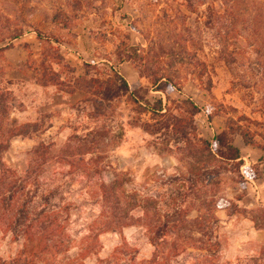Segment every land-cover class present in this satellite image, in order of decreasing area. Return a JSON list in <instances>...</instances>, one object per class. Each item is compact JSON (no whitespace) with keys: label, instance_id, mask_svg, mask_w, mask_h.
<instances>
[{"label":"rangeland","instance_id":"374dc122","mask_svg":"<svg viewBox=\"0 0 264 264\" xmlns=\"http://www.w3.org/2000/svg\"><path fill=\"white\" fill-rule=\"evenodd\" d=\"M212 1L221 10V0H197L194 8L187 0H0V47L11 43L7 53L0 51V155L4 167L13 170L11 177L24 178L35 167L31 150L42 142L57 150L75 134L104 126L117 136L110 137L115 143L101 144L105 151L98 165L87 171L58 174L55 158L38 167L46 192L71 202L76 244L100 212L96 185L120 177L131 192L158 199L159 214L150 211L158 226L180 206L186 218L201 214L205 225L204 217L214 214L225 264H246L259 255L264 245V229L257 225L264 208V162H258L264 154V0L238 1L237 30L232 31L240 52L237 66L220 54L228 17L208 16ZM130 47L140 55L136 62L126 61L142 77L131 83L138 84L140 100L121 91L93 98L79 80L113 86L117 53ZM159 76L173 78V85L160 83ZM56 89L67 96L65 105L45 110ZM144 97L151 102L162 97L167 116L151 112ZM15 129L23 135L10 138ZM224 130L241 150L240 168L218 156L198 155L202 139L212 142ZM189 178L197 192L189 191ZM214 197L215 208L207 214L206 204ZM132 215L133 224L99 235L86 264H195V254L204 252L185 245L166 258L161 250L166 252L174 239L167 233L155 257L142 209ZM171 220L170 225L182 226L183 218ZM20 247L0 233V255H14ZM119 247L127 250L125 258L116 254Z\"/></svg>","mask_w":264,"mask_h":264},{"label":"trees","instance_id":"16d2710c","mask_svg":"<svg viewBox=\"0 0 264 264\" xmlns=\"http://www.w3.org/2000/svg\"><path fill=\"white\" fill-rule=\"evenodd\" d=\"M238 1L221 0V10L215 7L213 1L208 7L210 11L208 16H217L218 19L223 16L225 18L228 17L225 22L226 31L222 36L224 38L221 40L224 48L220 54L226 63L234 64L235 66L238 65L240 52L237 50V46H234L237 45V36L232 34V31L237 30L239 13H237L236 7ZM187 2L190 8H194L197 0H187ZM37 36L39 38L44 37L41 32H38ZM15 37L16 35L12 36V38ZM10 44L1 46L0 51L3 52ZM139 57L137 47H130L117 53L119 63L125 61L136 62ZM112 72L115 77L113 86L110 84L111 82L104 83L99 79H90L89 82L84 79L79 81L82 82V87L91 89L94 92L93 98L97 95H102L101 97L108 99L110 94L114 95V93L121 91L130 94L135 101H139L140 99L136 98V87L138 84H129L118 71L113 70ZM172 79L159 76L158 81L173 85ZM156 90L160 89L156 88ZM142 100L148 104V109L151 112L167 116L168 112L162 97L154 99L153 102L147 97ZM95 101H93L94 105H96ZM0 102L4 104V99H1ZM96 106L94 107L96 108ZM194 107L197 106L194 105ZM91 116L94 117V115ZM11 131L14 132L10 135V138L23 135L22 132L16 131V129ZM110 131V127L106 128L104 126L103 129L95 128L83 135L75 134L57 150H55L54 144L51 142L38 144L31 150L35 167H29L24 178L11 177L14 172L9 167H4L0 155V165L3 166L0 168V233L2 236H9L12 242L18 241L21 243V247L16 254L9 256L0 255V264H86L85 259L97 250L95 246L99 235L111 229H121L124 226L133 224L132 210L135 208L142 209L143 219L147 220L146 229L153 232L149 239L155 245V257L159 254V244H161L159 239H163L164 235L171 233L174 239L171 243L167 242L170 243V247L166 252L161 250L162 254L165 253L166 258L177 256L179 251H181L180 248L186 245V247H194L204 251L195 254V264H225L221 260L220 255L222 241L217 234L219 220L215 216H211L214 214L204 217L208 222L205 225L201 214L194 218H186V210L180 206L171 215L167 214L165 224L158 226L154 221L152 222L153 215L150 212L152 210L154 215L159 214L157 208L158 199L146 192L142 194L131 192L126 188L124 180L120 179V177L114 178L109 182L102 181L96 185L98 191L93 196L96 198V202L100 203V212L86 225L85 232L76 244V240L72 238L70 233V220L73 209L71 202L65 201L63 197L56 198L50 191L46 192L45 181L43 180L41 183L38 179L39 172H42V170L38 172V167L48 164L51 158H55L59 169L56 170L59 171L57 172L58 174L65 175L69 172L87 171L90 166L98 165V161L105 151L101 144L108 146L111 142L115 143V138L110 139L113 135ZM231 135L229 131L224 130L215 134L212 142L202 139V145L197 150L198 155L200 157L205 156L209 160L218 156L223 162H235L240 168L244 163L241 150L235 145ZM113 136L117 137L116 135ZM245 142L254 143L246 139ZM87 155H91L88 160H86ZM258 162H264V154L259 157ZM66 167H70L69 171L66 170L63 173L62 169ZM253 167L252 165L245 166L247 170ZM210 173L217 175L213 171H210ZM53 178L50 176L49 180ZM189 180L192 182L191 190L189 191L197 192V185L194 184L193 179L189 178ZM31 185H33L32 188H30ZM215 202L216 199L214 197L206 204L210 207L207 214L213 211ZM176 216L183 218L182 226L179 224L170 225V222L173 221H170V219L174 218L175 220ZM257 225L264 229V208L261 209L257 218ZM199 232L201 235L196 237L195 234ZM201 236L205 237V239H202ZM183 237H187V239L180 242L179 239L182 240ZM72 247L76 248L73 254L70 253ZM115 252L121 258H125L128 255L125 247H119ZM246 264H264V245L261 247L259 255Z\"/></svg>","mask_w":264,"mask_h":264},{"label":"crops","instance_id":"0c3cea01","mask_svg":"<svg viewBox=\"0 0 264 264\" xmlns=\"http://www.w3.org/2000/svg\"><path fill=\"white\" fill-rule=\"evenodd\" d=\"M31 38H36V36H30ZM29 37V38H30ZM16 40V39H15ZM20 50H23V47H19ZM10 49H5L3 52L7 53V51ZM118 72L127 80L129 84L135 83L137 81H142V77L136 72V69L132 66L130 62H122L118 65ZM131 75L132 81L129 80L127 75ZM67 100V96L64 95L63 91L60 90H53L52 97H49L46 100V103L44 104L45 110H56L58 108H61L65 105V101ZM21 113V111H18Z\"/></svg>","mask_w":264,"mask_h":264}]
</instances>
